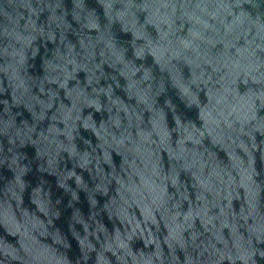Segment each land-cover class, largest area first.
I'll use <instances>...</instances> for the list:
<instances>
[{"label": "water", "instance_id": "95a60500", "mask_svg": "<svg viewBox=\"0 0 264 264\" xmlns=\"http://www.w3.org/2000/svg\"><path fill=\"white\" fill-rule=\"evenodd\" d=\"M0 264H264V0H0Z\"/></svg>", "mask_w": 264, "mask_h": 264}]
</instances>
